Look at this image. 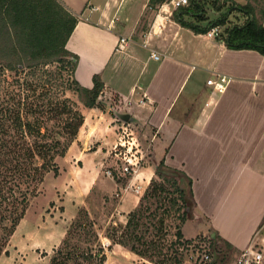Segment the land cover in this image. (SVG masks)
<instances>
[{
  "label": "crops",
  "instance_id": "0c3cea01",
  "mask_svg": "<svg viewBox=\"0 0 264 264\" xmlns=\"http://www.w3.org/2000/svg\"><path fill=\"white\" fill-rule=\"evenodd\" d=\"M61 1L78 18L66 44L78 55L75 78L91 88L93 76L100 74L105 83L103 107L82 106L84 123L57 160L58 176L69 180L63 187L65 229L80 208L88 209L93 188L105 200L111 191H120L114 224H125L138 206L155 163L128 175L123 185L125 174L117 172L112 156L118 157L112 148L117 120H137L154 130L157 149L167 147L165 163L191 177L196 208L209 225L240 250L247 247L264 219V54L231 47L223 27L209 36L207 19L199 20L186 5L176 8L171 0L157 9L149 6L150 0ZM212 14L210 19L219 16ZM220 74L229 81L217 92L207 80ZM106 99H118L115 110L106 111ZM122 113L130 117L124 120ZM62 159L67 171L60 168ZM66 230L60 236L52 231L39 247L53 250ZM103 238L108 237L102 236L103 244H111Z\"/></svg>",
  "mask_w": 264,
  "mask_h": 264
},
{
  "label": "trees",
  "instance_id": "16d2710c",
  "mask_svg": "<svg viewBox=\"0 0 264 264\" xmlns=\"http://www.w3.org/2000/svg\"><path fill=\"white\" fill-rule=\"evenodd\" d=\"M166 1L150 0L149 6L157 9ZM245 2L189 0L186 7L193 8L199 20H208L205 31L223 27L231 47L256 49L264 54V6L260 0ZM207 5L212 13L219 14L216 19L206 14ZM77 21L61 0H0V76L13 74L16 83L21 85L23 81L24 89L34 95L30 99L26 94L23 101V92H9L11 105L4 104V98L0 100V256L8 253L7 244L46 175L59 174L57 160L66 154L84 123V114L67 92L76 94L86 107H103L105 83L101 75L93 76L91 88L81 85L74 76L78 55L66 44ZM54 65L57 70L48 68ZM68 67L71 80L58 83L62 90L57 95L43 92L36 96L38 88L45 90L47 81L56 80L57 73ZM155 172L158 178L151 180L126 223L113 224L106 234L111 240L109 247L121 244L154 264H184L180 245L184 248L186 244L191 254L195 251L189 249L190 240L184 238L180 224L176 226V240L170 242L171 248L178 243V249L170 253L163 246L170 233L168 217L178 214L176 218L182 223L195 216L193 181L183 170L168 166L165 158L156 165ZM211 229V258L205 264H228L237 259L241 250ZM106 260L107 249L95 218L88 209L80 208L48 264H105Z\"/></svg>",
  "mask_w": 264,
  "mask_h": 264
},
{
  "label": "rangeland",
  "instance_id": "374dc122",
  "mask_svg": "<svg viewBox=\"0 0 264 264\" xmlns=\"http://www.w3.org/2000/svg\"><path fill=\"white\" fill-rule=\"evenodd\" d=\"M260 1V3H262L264 6V0ZM240 2L246 3L245 1ZM206 7V14L212 17L213 14L211 11V6L207 5ZM48 68L51 70L58 69L56 65L49 66ZM71 75L72 72L69 67L66 69H62L61 71H59V73H57V76L55 74V76L57 77L56 80L51 79L50 81H47L45 90L41 88L37 89L36 96H39V94L41 95L43 92H50L48 94L50 96H52V94L54 96L57 95L60 92L59 90H62V87H60V89L58 88V83L62 82L63 79L71 80ZM29 79L31 80V78ZM43 80L45 81L46 78H44ZM22 82L23 81H21V85L17 84L14 80V75L10 74L9 72H6L4 76H0V86L2 87L0 88V100L4 98V104L11 105L13 102L9 101V92H23V101L24 99H26L24 98V96L28 93L30 94V99L33 98L34 95H32V91L25 90V85ZM50 83L53 85V87L50 85ZM67 94L68 97L73 101L75 106L81 111L83 104L80 102L77 95L70 91L67 92ZM33 100H35V98ZM117 100H108V103L106 104V106H104L106 111L110 112L112 110H115L114 108L116 107L115 103L118 102ZM131 101L134 102V100ZM133 106H135V104L130 105L131 110ZM117 122L120 125L117 129L118 138L112 146L113 153H115V145L120 142L121 138V141L125 143V146L118 145V147H120L122 153H125L124 155L126 157H129L133 162H137L135 165L136 171L142 167H146L149 164L152 165V163L153 165L155 163L156 166L163 158V156L166 155L167 147L166 149H159V145H156L157 143L153 141L154 130L149 125H147V123L135 120L127 124L126 122L122 121V119L117 120ZM159 139L161 138L159 137ZM157 146L159 147V150L157 149ZM124 155L121 154L118 155V157L112 155L115 168H117V172L119 171L120 175L124 174L122 170L123 164L126 163L123 158ZM60 168L62 171L68 170L67 160H60ZM135 172L126 173L124 175L125 177L123 176L124 180L122 184L125 185L127 178L129 177L128 175H133ZM110 175L112 176V174ZM153 178H158L156 172L154 173L152 179ZM68 181L69 180H67L66 177H59L58 175H54L53 172H50L46 175L42 185L40 186V190L37 196L32 198L24 219L20 222L19 226L16 228L15 233L7 244L6 249L8 250V253H1L0 264H46V262L50 258V255H52L53 250L52 248H48L46 250L39 246H43V244L45 245L44 238L45 236H48L50 233H52V231L57 230L55 234H57V236H60L61 231L66 230L65 227H67L68 223L61 217V215L63 214V200L66 195V193H63L65 192L63 191V187L68 185ZM118 193H120V191L118 190L111 191L112 195L109 197L106 196L107 200H105L104 198H102L100 191L97 188H95V190L93 188L89 195V198L87 199L88 209L92 213V216L95 218L96 227L99 231L101 240L102 236H106V234L111 231L112 225L114 224L112 223L114 217L113 212L115 210L116 204L118 203ZM177 216L178 214H174L173 216L166 219V225L170 233L167 237V241L164 242V250L172 253V250L178 249V243H176L175 246L171 248L170 242L172 240H176V226L177 224H180V227L184 234V238L190 240V244H203L204 248L207 249V252H209L208 236L210 234H213L211 233V228L214 227H212L213 225H209L206 217L201 214L197 208L195 209L194 218L188 219L186 222L180 223L179 219L176 218ZM225 221L228 222L227 219H225ZM262 222L263 223H261L259 227L260 229H262L264 225V219ZM184 238L182 240H184ZM106 239L108 238H103L104 242H107ZM104 244L107 249V260L105 264H149L148 262H150L146 258H143L139 255L138 257L125 250L123 248L124 246H122L121 244H112V246L110 247V244ZM180 250H183L184 264H190L191 252L187 251L186 244L184 245V248H182L181 244ZM204 252L206 251L204 250ZM212 255L213 258H216V252H213ZM235 263L236 259H233V261L229 262L228 264Z\"/></svg>",
  "mask_w": 264,
  "mask_h": 264
},
{
  "label": "built area",
  "instance_id": "2783aa9c",
  "mask_svg": "<svg viewBox=\"0 0 264 264\" xmlns=\"http://www.w3.org/2000/svg\"><path fill=\"white\" fill-rule=\"evenodd\" d=\"M171 2L173 6H175L176 8L189 4V0H171ZM218 32H219V27L215 26V27H212L210 30H208L207 33L209 36H213V35H217ZM125 41H126L125 37H122L120 39V43H124ZM152 56L155 59L160 58V54L156 53L155 51L152 52ZM228 81L229 79L226 75L220 74L217 76L216 79H213V78L208 79L207 83L210 85H213L215 91L222 92L226 88ZM144 102L145 100L144 98H142L140 100V103H144ZM118 145L125 146V143L121 141V138H120V142L115 145L114 152L117 155H121V154L124 155L125 153L124 152L122 153ZM123 158L126 161V163H124L122 166V170L124 174L135 172L136 171L135 165L137 162H133L129 157H126L125 155L123 156ZM107 173L112 174L110 170H108ZM135 190L141 191V185H137L135 187ZM203 247H204L203 244H200L199 246H197L196 243L189 244V249H191L192 251H195L190 256V264H205V262L210 260L211 258L210 253L207 251L206 252L201 251ZM263 247H264V225L262 229L259 228L257 232L253 235L248 246L241 250V253L236 259L235 264H264V248Z\"/></svg>",
  "mask_w": 264,
  "mask_h": 264
},
{
  "label": "water",
  "instance_id": "95a60500",
  "mask_svg": "<svg viewBox=\"0 0 264 264\" xmlns=\"http://www.w3.org/2000/svg\"><path fill=\"white\" fill-rule=\"evenodd\" d=\"M120 117L123 118L124 120H127L130 117V115L128 113H122L120 114ZM212 235H214V233Z\"/></svg>",
  "mask_w": 264,
  "mask_h": 264
}]
</instances>
